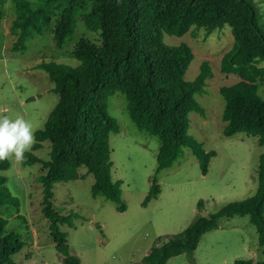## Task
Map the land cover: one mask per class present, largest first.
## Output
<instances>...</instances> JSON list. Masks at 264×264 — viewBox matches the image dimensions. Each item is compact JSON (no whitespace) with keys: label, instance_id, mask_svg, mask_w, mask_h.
Returning <instances> with one entry per match:
<instances>
[{"label":"rangeland","instance_id":"374dc122","mask_svg":"<svg viewBox=\"0 0 264 264\" xmlns=\"http://www.w3.org/2000/svg\"><path fill=\"white\" fill-rule=\"evenodd\" d=\"M35 2L36 0H28ZM264 17V0H256ZM79 16L71 32L61 42L56 38L59 12L51 23H38L31 29L24 46L21 34L15 28L19 20L15 0H0V116L23 117L32 123L35 133L43 130L50 113L59 102L54 84L41 63H56L72 69L79 65L74 58L78 43L85 39L94 46L102 44L101 32L86 25L96 0H83ZM162 44L169 48L185 46L193 53V60L185 75L193 82L202 65L208 64L211 77L206 82L205 93L195 100L205 110V116L193 112L187 116L188 135L202 145L205 152L217 156L210 162L203 176L197 157L190 148H183L182 156L170 168L157 173V155L161 146L158 137L137 128L131 121L125 96L117 92L108 99L107 111L120 126L118 134L110 135L112 176L121 181V198L127 211L120 213L117 206L102 196L94 198L91 188L95 182L86 168L79 169L84 180L59 183L54 188L53 208L70 217L73 226L60 227L67 235L70 255L83 264H142L151 248L161 239L166 243L172 236L184 231L200 214L208 217L225 206L250 199L258 193L260 158L264 146L258 137L245 133L227 138L223 115L226 102L221 93L244 81L235 74L221 71L224 56L234 47L229 27L209 35L204 29L192 27L183 37L163 34ZM254 80L264 100V62L256 64ZM33 146V145H32ZM51 142L30 153L41 161L50 160ZM24 153V154H25ZM10 168L0 170L5 186L19 200V207L0 206V225L7 232L22 237L23 250L13 257L15 264H63L49 229L43 210V188L38 178L47 173L40 163L24 166L21 160L8 158ZM156 178L161 189L157 199L144 207L152 180ZM203 200L204 209L198 211ZM256 227L249 216L221 218L218 229L203 236L194 255L198 264H235L237 260L264 261V247L259 245ZM170 264H190L185 255Z\"/></svg>","mask_w":264,"mask_h":264},{"label":"trees","instance_id":"16d2710c","mask_svg":"<svg viewBox=\"0 0 264 264\" xmlns=\"http://www.w3.org/2000/svg\"><path fill=\"white\" fill-rule=\"evenodd\" d=\"M83 0H15L19 20L15 28L20 32V46H24L31 29L38 23H51L59 12L56 38L59 42L72 31L79 16ZM256 0H96L86 25L101 32L102 44L94 46L82 39L74 58L76 68H66L56 63H41L43 70L54 84L59 102L50 113L43 130L35 133L37 151L44 142H51L50 160L41 161L25 153L24 166L40 163L47 173L38 178L43 188V214L49 221L51 237L63 264H83L69 253L67 235L62 225L73 226L72 219L53 208L56 184L84 180L80 168L93 175L91 193L114 203L117 211L124 213L127 206L121 198V181L112 176L110 135L118 134V122L108 114V99L122 93L127 100V110L134 125L161 142L157 155V173L172 167L182 156L183 148H190L197 157L201 172L206 176L210 162L217 156L205 152L202 145L188 135L187 116L205 110L195 100L205 93L206 82L211 77L208 64L202 65L199 76L187 82L185 75L194 58L185 47L169 48L162 44L163 34L183 37L192 27L204 29L209 35L226 26L231 29L234 47L222 61L224 74H235L244 81L224 87L221 93L226 102L223 120L227 138L245 133L258 137L264 146V100L257 87L249 84L262 73L256 64L264 62V17ZM4 15L0 10V18ZM264 73V70H263ZM8 159L0 160V170H8ZM161 193L156 178L143 206L146 207ZM0 206L19 207L0 176ZM205 207L198 202V211ZM249 216L256 227L259 245L264 247V155L260 158L259 189L256 196L225 206L216 214H200L181 233L166 243L158 239L145 256L142 264H167L173 258L185 255L190 264H196L194 254L202 237L218 229L221 218ZM25 247L22 237L7 232L0 225V264H15L13 257ZM235 264H264L253 260H237Z\"/></svg>","mask_w":264,"mask_h":264},{"label":"clouds","instance_id":"9594fccd","mask_svg":"<svg viewBox=\"0 0 264 264\" xmlns=\"http://www.w3.org/2000/svg\"><path fill=\"white\" fill-rule=\"evenodd\" d=\"M34 143V127L23 117L0 116V160H21Z\"/></svg>","mask_w":264,"mask_h":264},{"label":"crops","instance_id":"0c3cea01","mask_svg":"<svg viewBox=\"0 0 264 264\" xmlns=\"http://www.w3.org/2000/svg\"><path fill=\"white\" fill-rule=\"evenodd\" d=\"M206 235V234H205ZM203 238V237H202ZM202 240V239H201ZM200 243H201V241H200ZM200 243H199V245H200ZM199 247V246H198ZM197 251V250H196ZM196 253V252H195ZM195 255V254H194ZM177 258V257H176ZM173 259H175V258H173ZM173 259H171L170 261H168V263L167 264H170L171 263V261L173 260ZM196 262V261H195ZM196 264H198L197 262H196Z\"/></svg>","mask_w":264,"mask_h":264}]
</instances>
